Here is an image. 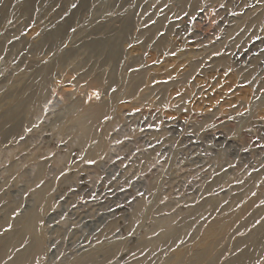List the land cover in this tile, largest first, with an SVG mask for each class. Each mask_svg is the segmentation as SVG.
<instances>
[{
  "label": "rangeland",
  "instance_id": "374dc122",
  "mask_svg": "<svg viewBox=\"0 0 264 264\" xmlns=\"http://www.w3.org/2000/svg\"><path fill=\"white\" fill-rule=\"evenodd\" d=\"M258 1L0 0V264H264Z\"/></svg>",
  "mask_w": 264,
  "mask_h": 264
},
{
  "label": "bare ground",
  "instance_id": "6f19581e",
  "mask_svg": "<svg viewBox=\"0 0 264 264\" xmlns=\"http://www.w3.org/2000/svg\"><path fill=\"white\" fill-rule=\"evenodd\" d=\"M264 0H262V1H258V2H256V4H255V6H256V8H254V10L255 11H259V10H261L262 8H263V6H264ZM252 7V6H251ZM257 18V17H256ZM30 221V220H29ZM34 221V220H33ZM32 221V222H33ZM27 222V221H26ZM25 221L24 222H22L21 223V228H22V230H23V233H21V235H20V237H24V236H29V235H31L32 233H33V231H32V229H31V225H30V223L28 224V223H26ZM32 225H33V223H32ZM32 231V232H31ZM11 244V245H10ZM15 247V244L13 243V242H7V243H4L3 244V246L1 247V249H0V255H2V257H8V255H9V252L13 249ZM37 247V246H36ZM36 247H34L32 250H34ZM27 248V247H26ZM29 248H31V247H29ZM28 248V249H29ZM31 250V249H30ZM21 252V251H20ZM20 252L18 253L19 254V256H17V258H15L14 260H12L11 262H10V264H22L24 261H25V259L27 258V257H29V255H26L27 253L25 252L24 254H20Z\"/></svg>",
  "mask_w": 264,
  "mask_h": 264
}]
</instances>
